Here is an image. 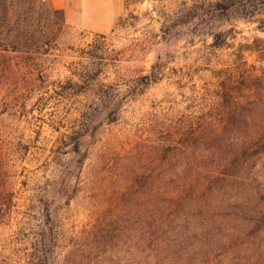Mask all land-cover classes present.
I'll return each mask as SVG.
<instances>
[{
    "label": "rangeland",
    "instance_id": "374dc122",
    "mask_svg": "<svg viewBox=\"0 0 264 264\" xmlns=\"http://www.w3.org/2000/svg\"><path fill=\"white\" fill-rule=\"evenodd\" d=\"M217 2L236 7L212 18ZM49 26L18 55L30 79L0 74V264H143L159 180L210 159L227 113L264 97V2L126 0L110 34ZM76 141L87 159L65 185ZM255 174L264 188V155Z\"/></svg>",
    "mask_w": 264,
    "mask_h": 264
},
{
    "label": "trees",
    "instance_id": "16d2710c",
    "mask_svg": "<svg viewBox=\"0 0 264 264\" xmlns=\"http://www.w3.org/2000/svg\"><path fill=\"white\" fill-rule=\"evenodd\" d=\"M235 7L234 2L213 3L207 15L220 18ZM55 17L65 24L63 11L55 9L52 0H0L1 76L19 82L32 77L25 58L17 61L18 55L47 44L49 21ZM221 37L215 35L214 46H223ZM238 106L227 113L224 127L213 131L210 159L186 164V173L174 181L159 180L156 211L146 213L143 264H264V188L255 174L264 155V97ZM89 130L90 125H84L80 138ZM204 133L195 131L192 137ZM233 138L236 146L220 144L233 143ZM73 144L77 160L65 168V185L87 159L82 143ZM197 150L192 148V154ZM177 152L187 153V147L181 145Z\"/></svg>",
    "mask_w": 264,
    "mask_h": 264
},
{
    "label": "crops",
    "instance_id": "0c3cea01",
    "mask_svg": "<svg viewBox=\"0 0 264 264\" xmlns=\"http://www.w3.org/2000/svg\"><path fill=\"white\" fill-rule=\"evenodd\" d=\"M75 29L106 35L112 33L126 11V0H52Z\"/></svg>",
    "mask_w": 264,
    "mask_h": 264
}]
</instances>
